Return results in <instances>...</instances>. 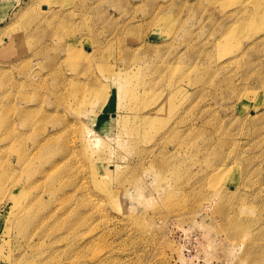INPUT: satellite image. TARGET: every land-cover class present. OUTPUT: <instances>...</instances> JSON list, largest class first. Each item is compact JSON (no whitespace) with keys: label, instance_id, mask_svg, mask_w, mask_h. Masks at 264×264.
Wrapping results in <instances>:
<instances>
[{"label":"rangeland","instance_id":"374dc122","mask_svg":"<svg viewBox=\"0 0 264 264\" xmlns=\"http://www.w3.org/2000/svg\"><path fill=\"white\" fill-rule=\"evenodd\" d=\"M17 263L264 264V0H0Z\"/></svg>","mask_w":264,"mask_h":264},{"label":"bare ground","instance_id":"6f19581e","mask_svg":"<svg viewBox=\"0 0 264 264\" xmlns=\"http://www.w3.org/2000/svg\"><path fill=\"white\" fill-rule=\"evenodd\" d=\"M40 61V60H39ZM155 106H153L150 111L154 110ZM28 159V157L26 158ZM15 186H18V184H16ZM25 188V187H24ZM54 191V189L52 190V192ZM23 188L19 189L18 195L19 197L22 196L21 193H23ZM38 203H33V204H29L28 208L24 209L26 210L22 222H21V227H26V232H25V237L27 240H29L32 236V234L36 231V230H43L44 228H46L49 225V217L47 216H40L37 215L34 210L37 207ZM30 217V218H27ZM17 264H21V263H17Z\"/></svg>","mask_w":264,"mask_h":264}]
</instances>
